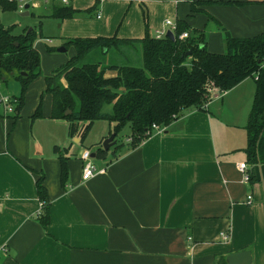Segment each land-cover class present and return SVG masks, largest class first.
I'll return each mask as SVG.
<instances>
[{"label": "crops", "instance_id": "0c3cea01", "mask_svg": "<svg viewBox=\"0 0 264 264\" xmlns=\"http://www.w3.org/2000/svg\"><path fill=\"white\" fill-rule=\"evenodd\" d=\"M46 1L30 2L28 10L42 8L50 24L61 21V44L39 29L49 53L68 50L60 49L67 36L155 35L168 18L187 23L195 35L194 30L203 31L213 52L225 51V30L238 37L264 31V0ZM18 3V10H26ZM54 4L80 11L56 17ZM40 43L35 45L41 54ZM75 53L73 46L71 56ZM85 61L142 65V44L97 47ZM46 87L45 79L39 98L49 99V108L39 117L33 116L39 99L18 117L0 109V264H218L244 249L251 264H264V145L256 161L246 151L253 76L206 106L185 107L136 145L118 133L100 156L98 148L115 131L109 121L107 131H96L84 145L96 144L92 159L102 169L88 179L83 177L85 149H78L85 137L70 134L67 118L51 116L53 95ZM73 136L78 146L70 141ZM61 155L69 171L65 183ZM242 161L248 181L238 166ZM40 180L49 202L47 225L41 221ZM226 229L230 237L223 239Z\"/></svg>", "mask_w": 264, "mask_h": 264}, {"label": "trees", "instance_id": "16d2710c", "mask_svg": "<svg viewBox=\"0 0 264 264\" xmlns=\"http://www.w3.org/2000/svg\"><path fill=\"white\" fill-rule=\"evenodd\" d=\"M2 10H18V0H0ZM80 9L67 4H54L52 15L66 18L75 16ZM175 38L156 37L75 36L64 45L74 46L76 53L64 64L46 75V91L53 95V117L70 121V134L74 135L80 121L87 120L84 131L98 118L114 123L116 135L127 125L132 145L152 133V124H170L188 106H204L220 89H229L247 76L255 78V92L247 118V157L257 160L259 147L264 145V31L253 36H234L225 30V51L213 52L207 46L203 31L191 33L190 26L177 21ZM183 30L190 35L180 38ZM42 32L36 27L15 33L13 25H6L0 17V80L11 75L20 78L23 92L41 72V54L35 41ZM139 40L142 44L143 64H117L85 61L87 54L97 47L109 49ZM52 49V48H51ZM192 49L190 54L187 51ZM116 70V74H108ZM62 78L66 79V83ZM215 88V95L212 94ZM43 97V96H42ZM18 117L24 104L19 96ZM42 100L33 116L43 115ZM111 105L110 110L106 106ZM67 110L72 112L66 113ZM108 149L100 146L97 155ZM62 182L68 177L66 158L61 155ZM250 177V174H249ZM39 194L45 200L41 221H49V202L43 183L38 184ZM218 264H227L221 258Z\"/></svg>", "mask_w": 264, "mask_h": 264}, {"label": "rangeland", "instance_id": "374dc122", "mask_svg": "<svg viewBox=\"0 0 264 264\" xmlns=\"http://www.w3.org/2000/svg\"><path fill=\"white\" fill-rule=\"evenodd\" d=\"M19 1V0H18ZM39 1L41 4H45V2H49L46 0H25L26 2H35ZM53 0H50L52 2ZM23 10H2L1 11V18L2 21L6 25H13V31L15 33L22 32L23 29L28 26V29L30 27H36L38 30L43 26V30L46 34L52 35L55 45L62 43V36H60L61 28L59 26V23L61 21H58L55 25L54 23H49L50 21H47L46 18H43V14H40L42 11V8L38 9H30L29 14H22ZM40 15V16H39ZM43 15V16H42ZM91 18H96L95 15L90 16ZM79 35H73V36H67V38L75 37ZM36 41L41 42L40 48H41V74L42 75L36 82L29 85L26 90L23 92V84L19 77L11 75L8 77L5 81L2 82L1 86L2 89L5 92H9L16 96L23 95L24 97V104L22 107V113H27L28 110H30L33 105H35L36 100L39 99L38 105L41 101V98H39V95L41 94V90L43 89V86L45 84L46 75L51 74L53 70H55L57 67L61 66L66 62V60L71 56L73 53V46H70L68 50L66 51H56L53 53H49L46 51V48L43 46V42L45 41L44 36H39V38L36 39ZM35 41V42H36ZM38 44V43H37ZM42 44V45H41ZM101 48V47H100ZM35 80V79H34ZM33 80V81H34ZM37 104V103H36ZM37 105V106H38ZM49 108V99L43 98L42 100V110L43 113L46 109ZM39 117V116H36ZM84 120L80 121L79 127L76 131V133L82 132L84 134V131L86 129ZM110 127L109 120L106 118H98L96 119L93 126L88 130V132L85 135V143L79 145L78 149L84 150L85 144L90 145L91 139L94 136V133L100 132V131H107ZM113 128V127H112ZM75 133V134H76ZM131 133V127L129 125L125 126L118 134V138L122 139L127 137ZM75 136L72 137L70 141L74 142V144H78L75 141ZM78 146V145H77ZM89 147V146H88ZM90 151L92 153V156H94V152L96 151V144H93V146H90Z\"/></svg>", "mask_w": 264, "mask_h": 264}, {"label": "built area", "instance_id": "2783aa9c", "mask_svg": "<svg viewBox=\"0 0 264 264\" xmlns=\"http://www.w3.org/2000/svg\"><path fill=\"white\" fill-rule=\"evenodd\" d=\"M19 1H20L21 8H23L24 4H25V0H19ZM63 1L68 2L69 0H63ZM165 24H166L165 28L156 30V33H155L156 37H162V36L167 35L168 30H171L172 32H174V34H176V31L178 29V23L176 20L168 18V19H166ZM189 35H190L189 30H183L182 32H180L179 37L185 38V37H188ZM1 84H2V82L0 80V109L3 111V113L5 115L16 114L18 111L17 106L20 102L19 97L11 94L9 92L3 91ZM210 90H212L213 95L216 94L214 87H212ZM226 90L227 89H220L217 92V95L223 94ZM217 95H215V96H217ZM206 105H207V103H205V106ZM164 127L165 126H163L159 123H153L152 124V131L163 130ZM82 158L85 160V163L83 166V177H84V179H88L91 176H93L97 171L102 170V169L97 168V165L95 164V162L92 159V153H91L90 149L87 148L83 151ZM238 166L244 174L243 175L244 180L248 181L249 173L247 171V162L246 161L239 162ZM250 199H251V194H247V200L250 201ZM221 235H222L223 239H228L230 237V230L226 229V230L222 231Z\"/></svg>", "mask_w": 264, "mask_h": 264}, {"label": "water", "instance_id": "95a60500", "mask_svg": "<svg viewBox=\"0 0 264 264\" xmlns=\"http://www.w3.org/2000/svg\"><path fill=\"white\" fill-rule=\"evenodd\" d=\"M31 3L26 2L25 3V8L26 10L22 11V14H29L30 11L28 10L30 7ZM1 17V14H0ZM32 29L30 27L28 30ZM167 35L175 38L174 32L171 30H168ZM61 50H66V46L60 47ZM192 52V49L187 51V54H190ZM72 112V110H67L66 113ZM115 136H116V131L112 132L109 136H107L104 141H103V146L104 148L108 149L114 142H115ZM228 264H251V253L248 249L244 250H239L235 252H231L230 254L227 255L226 257Z\"/></svg>", "mask_w": 264, "mask_h": 264}]
</instances>
